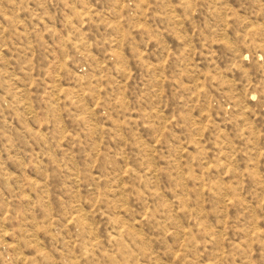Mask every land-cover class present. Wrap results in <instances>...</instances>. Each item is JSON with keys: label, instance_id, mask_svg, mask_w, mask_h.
I'll use <instances>...</instances> for the list:
<instances>
[{"label": "rangeland", "instance_id": "rangeland-1", "mask_svg": "<svg viewBox=\"0 0 264 264\" xmlns=\"http://www.w3.org/2000/svg\"><path fill=\"white\" fill-rule=\"evenodd\" d=\"M0 264H264V0H0Z\"/></svg>", "mask_w": 264, "mask_h": 264}]
</instances>
